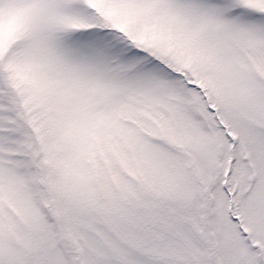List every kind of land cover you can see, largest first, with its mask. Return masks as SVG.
I'll list each match as a JSON object with an SVG mask.
<instances>
[{"label":"snow or ice","instance_id":"6c2138e0","mask_svg":"<svg viewBox=\"0 0 264 264\" xmlns=\"http://www.w3.org/2000/svg\"><path fill=\"white\" fill-rule=\"evenodd\" d=\"M0 264H264V0H0Z\"/></svg>","mask_w":264,"mask_h":264}]
</instances>
